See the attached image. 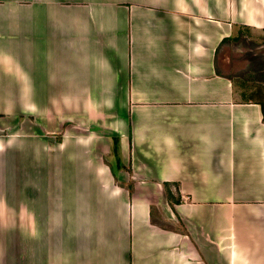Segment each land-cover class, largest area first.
<instances>
[{"label":"crops","instance_id":"obj_1","mask_svg":"<svg viewBox=\"0 0 264 264\" xmlns=\"http://www.w3.org/2000/svg\"><path fill=\"white\" fill-rule=\"evenodd\" d=\"M263 31L264 0H0V264H264Z\"/></svg>","mask_w":264,"mask_h":264},{"label":"rangeland","instance_id":"obj_2","mask_svg":"<svg viewBox=\"0 0 264 264\" xmlns=\"http://www.w3.org/2000/svg\"><path fill=\"white\" fill-rule=\"evenodd\" d=\"M247 37H250L251 42H253L255 44V47H251L252 51L257 52L258 47H261L260 49L264 50V31L263 32H259V33H245ZM237 44H239L238 46H241V50H246V43L243 42H236ZM264 52V51H262ZM241 55V54H240ZM243 60V61H242ZM241 62L246 63L247 61L250 62V59H242ZM246 69V67H245ZM244 69V70H245ZM246 77V76H245ZM242 78V77H241ZM244 78V77H243ZM252 85V86H251ZM247 86H251V87H255L256 90L258 91V97H256L257 100H263L264 101V92H262L264 89L262 87H264L262 84H257V83H252V82H247Z\"/></svg>","mask_w":264,"mask_h":264},{"label":"trees","instance_id":"obj_3","mask_svg":"<svg viewBox=\"0 0 264 264\" xmlns=\"http://www.w3.org/2000/svg\"><path fill=\"white\" fill-rule=\"evenodd\" d=\"M262 108H263V104H262ZM112 151H113V154L115 156L116 165L122 167L121 161L119 158V140H118V138H113V150ZM164 188H165L166 195H167L168 199L171 200L172 198H174L172 196L170 189L168 188V183H164ZM178 201H180L179 198L175 199V202H178Z\"/></svg>","mask_w":264,"mask_h":264}]
</instances>
